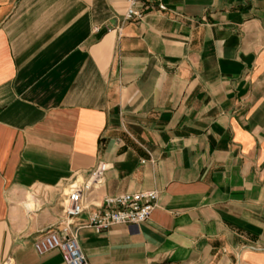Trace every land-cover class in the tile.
<instances>
[{
  "label": "crops",
  "instance_id": "obj_1",
  "mask_svg": "<svg viewBox=\"0 0 264 264\" xmlns=\"http://www.w3.org/2000/svg\"><path fill=\"white\" fill-rule=\"evenodd\" d=\"M0 0V264H63V193H157L149 219L70 225L87 264H264V0Z\"/></svg>",
  "mask_w": 264,
  "mask_h": 264
},
{
  "label": "built area",
  "instance_id": "obj_2",
  "mask_svg": "<svg viewBox=\"0 0 264 264\" xmlns=\"http://www.w3.org/2000/svg\"><path fill=\"white\" fill-rule=\"evenodd\" d=\"M128 9L125 21L141 20L142 14L133 9L136 4L155 6L163 11L159 0H127ZM109 165L100 162L89 171L86 180L68 184L63 193L62 230L53 229L40 232L33 240V248L38 255L57 250L63 264H87V261L77 243L75 230L70 231V225L87 214L83 227L92 229L95 233L106 231L112 226L123 225L135 230L146 222L156 207L157 193L145 191L114 197H103L100 203H88L87 196L98 189L104 182ZM2 264H14L11 258H6Z\"/></svg>",
  "mask_w": 264,
  "mask_h": 264
}]
</instances>
